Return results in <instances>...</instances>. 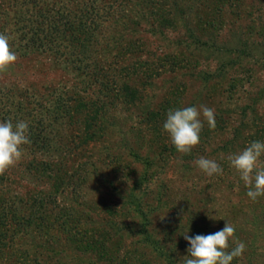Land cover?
Wrapping results in <instances>:
<instances>
[{"label":"rangeland","instance_id":"374dc122","mask_svg":"<svg viewBox=\"0 0 264 264\" xmlns=\"http://www.w3.org/2000/svg\"><path fill=\"white\" fill-rule=\"evenodd\" d=\"M14 1L0 0V34L17 56L0 73V122H26L30 143L0 175V196L28 207L42 200L72 229L36 240L40 264H185L183 235L214 234L226 222L235 229L226 251L246 246L231 264H264V196H247L228 159L264 142V0H49L99 11L86 47L89 63L104 66L97 79L19 50ZM59 98L100 104L93 141L77 138L83 113L50 116ZM201 105L214 110L215 128L201 116L199 144L178 153L163 131L167 113ZM38 135L52 152L34 149ZM200 157L222 174L206 176ZM29 250L30 238L16 237L0 264H27Z\"/></svg>","mask_w":264,"mask_h":264},{"label":"trees","instance_id":"16d2710c","mask_svg":"<svg viewBox=\"0 0 264 264\" xmlns=\"http://www.w3.org/2000/svg\"><path fill=\"white\" fill-rule=\"evenodd\" d=\"M14 2L20 7L15 18L17 27H20L19 40H17V43L21 44L18 47L19 50L28 52L36 49L47 52L54 56L58 63L63 61L75 72L94 78L103 71V65L96 62L89 63L90 58L86 56L87 43L93 40L96 36L95 31L99 28L97 25L100 19L97 14L99 11L93 10V12L94 6L88 9L90 6L84 5L78 12H72L66 5L62 8L52 6L49 0H15ZM164 19L160 20L163 22ZM52 107L49 113L56 119L54 121H58L59 115L64 112L68 117L72 111L83 113L79 123L85 128L81 136L77 137L82 144H88L96 138L97 134L93 129L102 110L100 104L86 103L81 98L77 100L59 98L54 101ZM38 137L40 135L33 137L34 149L45 152L46 155L52 152L47 138H42V147L37 146ZM47 166L51 167L50 164ZM18 203L23 202L17 201L16 196L13 199L0 196V256L6 248L15 245L16 237L26 235L30 238V250L22 253V260L27 264H40L42 253L36 240L41 236L50 237L56 229L68 233H71L72 229H67L65 226L68 222L67 217H59L54 209L42 200H33L30 207L28 203L24 205Z\"/></svg>","mask_w":264,"mask_h":264},{"label":"clouds","instance_id":"9594fccd","mask_svg":"<svg viewBox=\"0 0 264 264\" xmlns=\"http://www.w3.org/2000/svg\"><path fill=\"white\" fill-rule=\"evenodd\" d=\"M16 59L15 52L10 49L8 37L0 34V73L6 72ZM201 116L210 129L215 128L212 108L201 105L199 109L191 106L168 111L163 131L178 153L188 154L199 144L203 128ZM27 133L28 124L24 121L15 125L10 120L0 122V175L20 160L21 146L30 143ZM262 155L264 142L253 141L241 152L228 157L230 166L248 188L247 196L253 201L264 196V167L258 166ZM194 164L208 177L222 174V168L214 160L200 157ZM234 232V227L227 222L222 230L207 236L189 237L186 232L183 236L190 247L187 249L185 264H231L234 258L243 254L246 247L244 243L238 242L231 251H226Z\"/></svg>","mask_w":264,"mask_h":264}]
</instances>
